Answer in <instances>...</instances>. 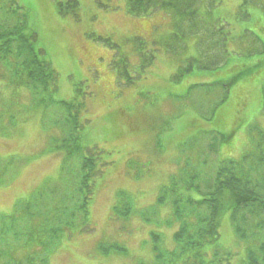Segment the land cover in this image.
Returning a JSON list of instances; mask_svg holds the SVG:
<instances>
[{"label":"rangeland","instance_id":"obj_1","mask_svg":"<svg viewBox=\"0 0 264 264\" xmlns=\"http://www.w3.org/2000/svg\"><path fill=\"white\" fill-rule=\"evenodd\" d=\"M67 1H0V30L26 21L24 33L36 31V46L58 73L56 90L37 94L27 83L17 95L13 83L25 78L22 67L0 62V264H193V257L174 261L179 251L174 237L186 218L195 231L196 217L187 216L191 207L184 203L181 219L175 215L178 197L167 185L176 183L175 193L189 194L183 186L192 174L198 178L191 183L207 192L217 169L231 166L230 160L254 183L264 174V102L258 85L239 82L228 88L226 76L209 65L222 51L235 56L243 51L226 39L222 47L216 28L234 35L243 24L255 28L254 22L243 20V0L212 5L207 0L204 20L171 10L133 16L126 11L128 0H74L77 7ZM200 1L187 11H195ZM224 98L227 103L217 111L225 121L220 127L213 115ZM61 100L81 103L83 123L81 152L62 177L78 179L81 155H96L101 171L85 223H80L77 183L59 181L64 152L55 146L71 128L64 120L66 108L58 107ZM234 120L240 127L231 133ZM221 153L227 162L220 161ZM123 190L135 204L127 217L112 211L128 199ZM118 191L123 192L117 196ZM66 210L74 212V224L79 222L74 228L65 225L72 219ZM243 217L246 237L223 223L220 246L208 254L212 261L204 257L208 264H242L246 247L261 241L258 219L247 212Z\"/></svg>","mask_w":264,"mask_h":264},{"label":"trees","instance_id":"obj_2","mask_svg":"<svg viewBox=\"0 0 264 264\" xmlns=\"http://www.w3.org/2000/svg\"><path fill=\"white\" fill-rule=\"evenodd\" d=\"M0 1H10L11 4H16V0ZM195 1L197 0H128L126 11L133 16H147L158 10H171V12L175 14H182L183 17L187 13H196L197 15L200 14V16H203L204 20V17L208 14L206 11L208 9L206 6L207 0H201L196 10L193 11L191 10L194 7L192 6V3ZM213 2L215 1L211 0V5ZM11 4H9V9L15 19V15L12 10L13 5L11 6ZM66 5L77 7V3L74 0H68ZM191 6V11H187V9ZM59 7V12L63 14L62 6L60 5ZM0 8L2 7L0 6ZM201 8H203L205 12H200L199 9ZM239 11L243 14L244 21L246 20L247 23H249V21L254 22L255 28L248 24L240 26L239 22L238 25L243 32L239 29L238 31H235L234 35H232L231 32L223 34V32H220L221 27L216 29L222 39V47H224V41L226 39V41H229V44L231 45L237 46V43H239V48L243 51L236 52L238 53L237 56L234 55L235 52L229 55V52L226 51L227 54H224L222 51L221 57L214 60V62L211 61L212 63L210 62L209 65L212 66L213 70L216 72H221L226 76L228 88L231 87L232 89L234 84H238L239 82L244 85L247 83H254L255 85H258L260 95L264 102V0H243ZM208 21L209 20H205V23L210 25ZM25 26L26 21L16 20V23L6 29L2 28L0 30V62L4 64L6 68L16 64L21 66L23 69L22 75H25V78L20 80L19 85L18 83H13L14 89L16 88L13 94L18 95L20 87H24L27 83H29L30 87H34L37 90V94L44 93L49 90L54 91L57 86L58 73L52 66L51 62L45 58L43 50L36 46L34 41V39H36V31L33 30L29 33L30 35H26L24 33ZM249 41L254 46L248 43ZM210 45L211 44H209V46ZM255 45L257 47H255ZM210 66L205 67L210 68ZM8 85L9 84L1 86L6 87ZM192 89L193 87H190L188 93ZM231 89L227 92V94L231 91ZM37 97L38 96H35V98ZM225 98L222 99L221 104L218 105V108L215 110L213 115L216 116V114H218L216 122L221 123L220 127H223L225 121L222 122L224 118L220 114L221 112L217 111H219L218 109L223 104L227 103ZM42 101L43 100H40V102ZM57 103L59 104V108H66L65 110L68 113V117H65L64 120H67L69 125H71L68 136L65 137L61 144L55 146L57 152H64L61 162V175L59 177V181L61 180L60 182L64 186L77 183V191L81 195L80 198L82 201L80 209L83 212V219H80V223H85L89 214V199L95 190V179L99 177L98 175H100L101 172L99 169L98 158L94 154L80 156V168L77 172L78 179H76L74 183L71 180L69 181V179L67 180L62 177L68 162L81 152L82 146L78 141L83 124L78 118V110H80L79 106L81 103L76 104L74 100H61L57 101ZM230 105L232 104L230 103L229 106ZM48 107H46L45 110ZM0 127L2 128V126ZM239 127L240 123L238 120H234L233 128L230 130L231 133H234V131H236ZM223 137L226 139L225 135H223ZM220 158L222 163L227 162L222 153ZM230 164L231 166H220L217 169L215 181L207 192L201 191L198 185L195 186L191 183L198 178L192 174L188 176V180H185V185L183 186L187 190H190V195L186 193H175L176 183L171 186L167 185V189L174 191V197H178V200L175 199L173 202L174 212L176 213L175 215L181 219L179 204L181 205L184 203L191 207L187 216L196 217V221L191 223L192 227L195 228V231H190V225L188 228L189 221H187L186 218L181 230L177 231L175 234L174 239L178 244L179 251L175 252L173 255L174 261L181 260L186 262L188 258L193 257L195 261L192 260L189 262H193V264H208V260L212 261L210 259L211 256L208 255L210 250L216 246H220L218 245V238L221 235L223 223H231L234 230L240 237L243 235L246 237V233L241 227L240 219H244L243 215L247 212L250 213L252 217H256L258 219L256 220L255 228L260 230L259 239L261 241H257L255 246L248 245L246 247L245 256L241 262L242 264H264V240L262 241L264 238V174L262 179L257 184L245 178L244 173H242L243 170L237 171L234 169L236 167L234 160H230ZM55 188H58V186H54L53 189ZM123 191H118L117 196ZM193 192L197 193L199 197L196 199L193 198ZM124 194L127 195L128 199L122 205L115 203V205L112 206V211H117L119 215L127 217L129 216L131 207L135 206V204H133L131 196L129 197L125 191ZM41 199L43 200V198ZM46 199H48V197ZM159 199L162 201L164 198L160 197ZM26 209H28V206ZM65 212L70 214V217L72 218L71 220H67L65 225L74 228L76 225L74 224V212H67V210ZM51 231L59 233L61 229H51ZM4 232H7V229H4ZM53 236L56 237L55 235ZM156 237L157 236H153L154 246L158 240ZM111 246V249H113V245ZM118 250L119 251L116 252H122L124 248H120ZM206 255L209 257L208 260L204 259ZM231 256L232 253H229V257ZM213 264H224V262H217Z\"/></svg>","mask_w":264,"mask_h":264}]
</instances>
